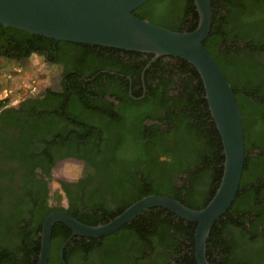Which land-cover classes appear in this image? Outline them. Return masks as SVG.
Returning a JSON list of instances; mask_svg holds the SVG:
<instances>
[{"label":"trees","instance_id":"16d2710c","mask_svg":"<svg viewBox=\"0 0 264 264\" xmlns=\"http://www.w3.org/2000/svg\"><path fill=\"white\" fill-rule=\"evenodd\" d=\"M209 2L210 25L202 47L231 88L241 119L244 156L235 196L212 223L205 242V256L210 264H264V248L254 247L258 235L264 242V0ZM131 14L174 31H190L197 23L192 0H146ZM3 36L9 44L27 38L48 45L55 41L0 24V37ZM55 43L80 48L86 53L92 47L69 41ZM34 48L29 50L37 52ZM172 59L171 68L177 66L175 74L187 76L194 84L190 93H183L181 106L176 105L179 100L172 103L170 113L177 121L168 131L159 130V125L154 123H143V117L135 114L132 97L138 96L140 90L137 93L127 87L99 88L95 103L93 92L79 84H65L74 92L61 95L72 105L77 119L66 113V125L59 130L53 119L45 125L39 124L45 121L43 109L31 123L20 119L12 122L21 129L29 127L26 133H21V146L16 152L23 161L48 167L52 153L60 150L58 157L73 155L94 168L86 184L80 181V190L84 191L86 185L89 188L85 200L68 197L65 211L78 221L90 225L103 223L145 195L167 196L192 209L203 207L212 196L223 160L220 138L208 113L198 73L186 60ZM148 86L144 99L151 96ZM107 91L118 99V106L101 101L102 93ZM156 97L149 104L154 111L167 109V97ZM204 115L210 119V127L202 126V123L206 125ZM145 117L149 119V114H144ZM157 156L167 159L158 160ZM187 162L192 163V169L187 170ZM182 172L186 173L184 178L176 176ZM25 195L28 204L31 202L28 212L34 221L31 226L27 218L20 221L16 229L21 241L17 244L0 243V264H36L40 225L51 210L35 213L40 200L27 190ZM195 225L162 207H150L111 234L71 238L64 245L62 258L67 264L66 254L77 249L81 264H139L141 259H149L147 264H196ZM257 225L262 235L256 233ZM230 227H235L240 243L235 253L223 237ZM70 233L61 222L53 223L46 264H62L58 250ZM92 248L96 251V263H90L86 256ZM217 249L219 257H212Z\"/></svg>","mask_w":264,"mask_h":264},{"label":"flooded vegetation","instance_id":"af4514ba","mask_svg":"<svg viewBox=\"0 0 264 264\" xmlns=\"http://www.w3.org/2000/svg\"><path fill=\"white\" fill-rule=\"evenodd\" d=\"M5 39L4 36L0 37V65H3L0 72V90L2 88L1 84H11L10 79L16 76L10 65L16 64L25 69L31 56L42 59L43 70L49 71L48 78L51 72L55 77L54 80L43 83L45 85L42 87L16 97V100L12 102L5 100L6 93L0 95V243L12 246L21 241L16 229L20 225V221L27 218L29 226L34 221L28 212L31 202L29 204L27 202L26 190L32 197H37L40 200L37 209L34 211L35 213H37V210L44 212L49 209L51 211H65L68 197L85 200L89 188L86 185L83 188L84 191L80 190V181L82 184H86L87 176L94 174V168L79 157L73 155L58 157L60 150L52 153L50 158L52 163L50 161L48 167L47 165L32 166L31 163L23 161L21 155L16 152L21 146V133H26L29 127L24 126L21 129L19 126L14 125L13 121L20 119L31 123L35 115L43 109L45 111V121L39 124L45 125L46 121L53 119L57 122L56 126L59 130L66 125V113H69L70 118L77 119L75 110L72 111V105H68L67 99H64L61 95L64 92H74L72 87L65 84H79L92 91V96H94L92 98L95 103H97L95 92L99 88L124 90L127 87L128 89L132 88L137 93L140 90L138 96L132 97L133 102L131 104L135 106L134 109L137 111L135 114L138 117H143V123L149 125L154 123L159 125V130L168 131L173 126L174 121H177L175 119L177 117L172 116L170 113L172 103L179 100V104L176 103V105L181 106L183 93L185 91L190 93L194 82H189L188 77L185 75L180 74L177 76L175 74L177 66L174 65L175 67L171 68L174 63L173 56L153 57L151 53L100 45H91L92 47L87 49L88 53H86L85 50L83 51L80 48L70 47L64 43H55L61 40H55L48 45L41 40L27 38L17 41V43L14 42V45L9 44L7 41L4 42ZM34 47L37 48V52L29 50V48ZM47 47H49V50ZM7 48L9 49L7 50ZM7 68L10 69L6 70ZM36 74L45 75L40 72ZM146 84H150L148 91L151 96L148 99L143 98V94L147 90ZM109 94V91L102 93L101 101L118 106V99ZM160 95L167 97L169 107L166 105L167 109L161 107L162 109H155V112L153 105H149L152 104L150 99H153L154 96L158 98ZM200 105L203 107L202 103ZM144 114H149V119H147L148 116L144 118ZM204 117L206 125L202 123V126L210 127V119L206 115ZM126 120L130 121V118ZM156 158L158 160L167 159L162 156ZM64 160H70L80 167V171L76 176L64 175L61 171L56 172L55 168ZM188 168H193L192 163L187 162V170ZM185 174L183 172L177 173L176 176L184 178ZM93 180L95 181L94 178ZM80 200L78 203H80ZM35 218L38 219L39 214L35 215ZM249 222H245L246 226H249ZM256 227V233H262L260 225ZM233 228L235 227H230V231L223 237L230 244L229 247L232 253H235L239 249L240 243L237 240L236 229ZM261 233L260 235H262ZM80 237L70 233L66 240L71 238L77 240ZM262 239V236H257L255 248H264ZM63 248L64 246L62 250ZM86 256L90 263L97 262L95 248H92ZM66 257L67 264H81L82 262L78 259L77 249L69 250ZM212 257H219L218 249L212 253ZM148 261L149 259H141L139 264H147ZM170 262L172 263L173 260L170 259Z\"/></svg>","mask_w":264,"mask_h":264},{"label":"water","instance_id":"95a60500","mask_svg":"<svg viewBox=\"0 0 264 264\" xmlns=\"http://www.w3.org/2000/svg\"><path fill=\"white\" fill-rule=\"evenodd\" d=\"M146 0H0V24L53 40L108 46L151 53L153 57L173 56L190 63L201 80L208 113L222 145V166L217 186L207 201L192 209L163 195H145L103 223L85 224L63 210L50 211L42 220L36 264H46L53 223L61 222L71 235L101 237L118 230L150 207H162L176 216L196 223L193 249L196 264H210L205 242L212 223L222 215L235 196L243 165L242 125L231 88L218 66L203 49L209 31V0H192L197 13L190 31L169 30L131 11ZM68 241V240H66ZM59 258H62V247Z\"/></svg>","mask_w":264,"mask_h":264},{"label":"rangeland","instance_id":"374dc122","mask_svg":"<svg viewBox=\"0 0 264 264\" xmlns=\"http://www.w3.org/2000/svg\"><path fill=\"white\" fill-rule=\"evenodd\" d=\"M26 68L22 69L19 65L11 64V70L15 72L16 76L10 79L11 84H1L2 88L0 90V95H4L6 93V101L12 102L16 100L15 98L26 93L33 91L39 87H42L43 83L54 80L55 77L50 73L49 78L47 75L49 71L43 70L44 64L42 63L41 58H36L35 56H31L26 64ZM2 64L0 65V72L2 71ZM10 68H7L8 70ZM35 72V73H34ZM37 72L43 73L45 75L36 74ZM56 172H62L64 175L76 176L80 167L76 166L70 160H64L63 162L58 164V167L55 168ZM59 170V171H58Z\"/></svg>","mask_w":264,"mask_h":264}]
</instances>
